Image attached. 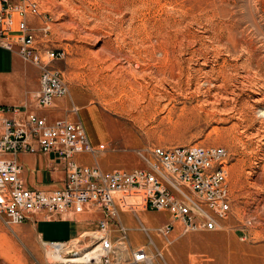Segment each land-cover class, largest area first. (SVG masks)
Wrapping results in <instances>:
<instances>
[{"label":"rangeland","instance_id":"rangeland-1","mask_svg":"<svg viewBox=\"0 0 264 264\" xmlns=\"http://www.w3.org/2000/svg\"><path fill=\"white\" fill-rule=\"evenodd\" d=\"M35 2L38 14L28 24L37 40L65 50L52 65L68 87L37 112L54 119L76 117L77 110L90 143L105 145L84 163L130 169L141 165L137 151L154 147L228 152L231 209L223 227L182 234L176 223L167 245L152 234L163 254L153 264H264V0ZM13 58L14 71L4 73ZM38 79L35 65L0 49V103L37 109ZM122 214L130 218L132 245L148 246L134 218ZM139 215L148 226L169 218ZM38 227L46 240L71 230L63 222ZM52 252L33 227L8 225L0 213V264H48Z\"/></svg>","mask_w":264,"mask_h":264},{"label":"built area","instance_id":"built-area-1","mask_svg":"<svg viewBox=\"0 0 264 264\" xmlns=\"http://www.w3.org/2000/svg\"><path fill=\"white\" fill-rule=\"evenodd\" d=\"M36 14L35 0H0V48L39 70L37 109L0 104V213L5 223L19 225L37 213L53 218L100 212L95 229L67 240L40 239L61 254L48 264H153L163 254L152 234L167 245L176 223L182 234L221 229L231 209L229 156L224 147H154L136 152L140 166L103 170L97 163L82 161L83 156L96 160L105 145L90 143L76 109V117L54 119L37 112L64 97L68 87L61 70L52 65L63 60L66 52L36 39V28L27 21ZM39 30L46 32L48 26ZM20 152L51 154L53 165L64 173L62 186L47 192L27 188L22 165L12 157ZM146 210L165 212L168 221L148 226L139 215ZM124 212L134 218L148 246L132 245Z\"/></svg>","mask_w":264,"mask_h":264},{"label":"crops","instance_id":"crops-1","mask_svg":"<svg viewBox=\"0 0 264 264\" xmlns=\"http://www.w3.org/2000/svg\"><path fill=\"white\" fill-rule=\"evenodd\" d=\"M13 61L14 58L12 59L11 63L8 61L5 62L4 67L2 68L4 73L6 71H11V72L14 71ZM0 104H12V103H0ZM12 157L22 165L23 172L21 178L24 182V185L27 188L47 192L62 186L64 173L62 170L56 168L53 165L51 154L49 155L40 154V153L32 154V153L20 152ZM145 215L146 214H144V216ZM99 216H100V212L94 214L85 213L80 215L66 214L61 217L47 218L45 214L37 213L32 215L30 219H28L23 224H29L35 230L38 238L42 240H46L43 238V233L39 230L38 225L40 222L68 223L69 225H71L70 233L67 238L61 239V240H67L71 237L76 236L81 231L88 230L89 228H96L97 226L96 221ZM122 216L124 221L127 223L130 219L129 216L127 214H122ZM51 240H46V241H51Z\"/></svg>","mask_w":264,"mask_h":264},{"label":"bare ground","instance_id":"bare-ground-1","mask_svg":"<svg viewBox=\"0 0 264 264\" xmlns=\"http://www.w3.org/2000/svg\"><path fill=\"white\" fill-rule=\"evenodd\" d=\"M48 257L52 258V260H58L61 258V254L59 250L54 249L52 253L48 254Z\"/></svg>","mask_w":264,"mask_h":264}]
</instances>
